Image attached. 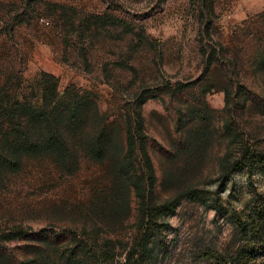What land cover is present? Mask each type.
Masks as SVG:
<instances>
[{"label":"rangeland","instance_id":"1","mask_svg":"<svg viewBox=\"0 0 264 264\" xmlns=\"http://www.w3.org/2000/svg\"><path fill=\"white\" fill-rule=\"evenodd\" d=\"M104 14L117 23L92 18ZM43 75L61 102L88 99L85 137L77 147L63 127L70 155L25 157L0 176V237L27 230L0 241V264L76 262L78 240L92 253L84 260L107 252L113 264H210V252L241 246L231 225L186 193L233 203L252 185L264 195V175L249 182L244 170L220 186L241 145L264 151V0H0V83L35 104ZM138 116L156 177L148 203L181 200L144 229L146 256L130 184L146 188L138 149L130 182L121 171L125 122L134 128ZM102 124V155L90 156Z\"/></svg>","mask_w":264,"mask_h":264},{"label":"trees","instance_id":"2","mask_svg":"<svg viewBox=\"0 0 264 264\" xmlns=\"http://www.w3.org/2000/svg\"><path fill=\"white\" fill-rule=\"evenodd\" d=\"M92 18L102 20L111 26L117 23L116 19L106 14ZM210 59L207 61L208 66H211ZM38 84L40 85L37 90L39 100L32 104L20 97L17 92L19 88L8 87L11 85L10 81L0 83V176L18 172L20 163L25 157L49 156L54 153L70 155L69 146L61 132L63 127L69 132L72 131L69 139L73 140L77 147L79 144L82 145V139L85 137L83 132L86 131L85 126L88 121L87 113L90 112L88 99L79 96L68 104L61 102L62 98L56 91V82L48 75H43ZM139 99L140 103L145 101ZM229 99L228 92H225V107H228ZM98 116L95 110L96 119ZM137 118L134 128L128 120L125 122V151L121 159V171L129 181V171L134 164L133 156L138 149L139 160L145 173L146 188L139 187L135 182H129L139 200L140 230L137 234V246L141 249L142 255L146 256L149 249L147 233L144 229L148 231L147 228L155 223L159 216H172L181 200L177 197L160 206H150L148 203V194L155 187L156 177L153 163L145 148L143 122L139 116ZM107 129L105 124L100 128L96 126L88 144V155L97 157L102 155L104 140L105 138L107 140ZM235 153L233 159L227 160L222 169L220 186L226 185L234 171L244 170L249 182L257 174L264 175V151L241 145ZM249 189L248 193L251 194L249 198L241 199L244 193L240 191L238 195H232L236 196L233 203L221 198L219 192H214L210 196L204 190L192 188L186 193V197L191 202L205 206L214 212L215 217L231 225L239 236V241L242 242L241 246L231 253L210 252L208 256L210 264H264V195L258 194L252 185ZM236 203L238 207L234 206ZM26 232L27 230L22 228L15 229L1 236L0 241H15L22 238ZM73 251L77 253V261L68 260L67 264H113V257L107 252L95 253L94 259L92 257L90 261L84 260L91 257L92 253L80 240Z\"/></svg>","mask_w":264,"mask_h":264}]
</instances>
